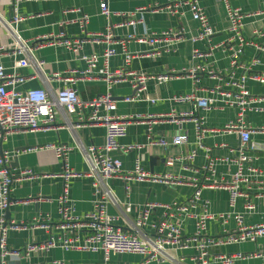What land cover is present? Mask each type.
<instances>
[{
  "label": "built area",
  "instance_id": "1",
  "mask_svg": "<svg viewBox=\"0 0 264 264\" xmlns=\"http://www.w3.org/2000/svg\"><path fill=\"white\" fill-rule=\"evenodd\" d=\"M24 0H12L9 16L0 14V38L6 37L9 42L0 43V264L10 261H28L35 253H47L51 250H60L63 253H85L101 256L100 262L89 264H108L112 256H137L136 264H234L238 261L258 259L264 264V248L252 252H236L234 254L221 253L214 255L213 250L228 246H239L250 243L256 245L264 240V223L246 224L245 213L255 210V200L264 198V173L254 166L257 154L264 150L262 145L251 141L253 128L247 121L248 113L258 114L262 111L259 107L264 102V96L253 97L246 89V83L253 81L264 85V72H253L257 66L256 59L247 65L240 62L243 50L255 46L259 53L264 52V47L256 46L252 39L243 34L244 19L259 17L264 28V10L244 14L242 10L233 7L229 0H221L227 18V36L219 47L224 53L228 51V67L224 70L220 82L208 90V95L197 96L194 92L176 94L168 101L175 105H192V112H182L174 120H188L193 128V142L185 163H193L197 151L203 148V141L209 131L205 127V114L211 110L222 111L233 109L235 116L221 129L223 132H232L239 136V147L230 150L229 156L223 160L229 167H233L229 179L222 188L228 193V208L226 212L211 214L209 203L202 198V185L199 187L194 181L193 190L188 199L183 202L172 201L159 206L163 211L159 218L152 217L154 204L145 203L139 210L131 231H123L114 225V218L107 213L110 204H116L111 184L115 180L122 182L151 180L152 182L168 183L167 177H149L142 166L140 156L133 160L132 169L124 171L121 162L115 154H128L139 151L142 145H122L120 140L126 137L127 127L130 122H142L147 117L111 115L116 110L111 90L117 84L126 83L133 91L127 101L141 99L148 80H155L161 85L173 78L178 73L186 74L192 80L197 75H207L210 79L220 78L221 73L208 66L195 65L180 71H169L159 76L140 74L130 69V62L134 54L128 51V43L136 42L152 47L150 55L161 56L174 51L181 32L167 31L159 34H146L136 37L127 35L124 39L114 41L111 18H119L117 27H135L142 23L140 13L144 10L138 8L127 13H113L107 6L108 0H99V12L106 20L103 33L92 35L99 42L105 44L100 54L83 56L81 54L84 44L83 37L71 38L64 34H49L26 40L18 31V24L22 18L18 15V6ZM29 1V0H25ZM153 12H164L172 16H183L188 13L191 20L196 23V32L189 39L192 43H202L208 46L210 52V39L214 35L208 16L198 0H168L164 6L155 8ZM78 21L81 35L85 36L86 16ZM253 36H262L260 30H253ZM60 47L69 52L73 57L78 56L84 62L85 68L81 71L73 70L70 73L81 80L94 79L95 69L99 66V78L105 87V93L91 100H81L77 91L70 85L54 93L43 89H30L21 91L20 86L26 81L21 70L31 68L35 76H42L43 60L35 57V51L44 47ZM117 55H122L120 68L110 71L109 62ZM203 56L199 50L194 49L191 54L192 62ZM209 56V55H206ZM3 58H9L12 65L6 68L2 64ZM237 70V71H236ZM34 76H31V79ZM143 99V98H142ZM143 101L153 103V100L144 97ZM62 113L65 118H74L78 125L102 126L104 141L101 145H90L79 148L81 157L86 166L83 176L91 179L92 210L84 215H76L68 197L69 182L79 178L80 173L72 171L66 161L71 149L65 145H50L57 159L63 161L62 193L57 199L56 213L58 220L50 223L47 216L33 218L32 225L49 233V238L44 243H26L21 250L11 249L7 245L9 231L17 230L23 226L8 221L5 213L10 205L11 187L14 180H28L34 178L29 170H22L17 175L9 169L12 152L2 149V143L14 132L33 133L40 130L55 128L56 117ZM173 120V119H172ZM70 126V123H66ZM57 129V128H56ZM219 130H216V132ZM186 140L182 136L172 139L152 140L147 138L146 146H159L162 148L183 146ZM206 164L203 170L209 175L215 174L216 162L208 153L205 155ZM174 160L167 162L168 166ZM264 164V157L262 158ZM243 200V212L236 211L238 200ZM130 205L125 204V213L130 212ZM186 222H192L189 232L184 230ZM219 224L217 236L211 235L208 223ZM49 264H68L62 260H53Z\"/></svg>",
  "mask_w": 264,
  "mask_h": 264
},
{
  "label": "crops",
  "instance_id": "2",
  "mask_svg": "<svg viewBox=\"0 0 264 264\" xmlns=\"http://www.w3.org/2000/svg\"><path fill=\"white\" fill-rule=\"evenodd\" d=\"M11 1L0 0L2 17L9 16ZM167 1H107V6L113 13H127L138 8L144 9L140 13L142 23L135 27H117V24L120 23L119 18H111V23L116 26L113 29L114 41L124 39L131 34L142 37L144 33L181 32L174 51L161 56H151L152 47L148 45L129 42L128 51L134 54L130 62V69L136 73L156 77L172 70H188L192 66L202 65L208 66L215 71V74L221 73V75L220 78L216 76V78L210 79L207 75L202 74L197 75L196 80H192L185 73H178L176 78L161 85H158L155 80H148L145 91L141 94V99L135 101H127L133 93L128 84L113 86L111 95L116 102V110L111 115L118 118L122 116L147 117L142 122H130L126 137L120 140L122 145L137 144L143 146L139 151H132L124 155L115 154V157L122 164V169L124 171L131 170L134 158L140 156L142 166L149 177H167L168 179L166 184L154 183L151 180L142 182L115 180L112 182L111 190L115 196L116 204L108 205L107 213L114 218L116 227L127 232L131 231L137 214L145 203L156 206L152 211V217L154 219L159 218L163 211L159 206L169 204L172 201L183 202L187 200L193 190L194 181H197L199 187L202 185L201 195L209 203L211 214L229 210L228 193L222 188V185L228 181L233 167L227 166L223 160L229 156L230 150H236L239 147V136L232 132H223L221 129L229 120L233 119L235 111L227 108L222 111L211 110L202 114L205 127L209 131L203 141V148L197 151L193 163L187 164L183 158L188 155L193 142L192 124L188 120H174L171 112H173L174 117H179L182 112H192L193 107L189 104L175 105L168 101L176 94L189 92H194L201 97L206 96L208 90L220 82L224 70L228 67L227 58L229 54L228 51L222 53L219 47L227 36L228 23L224 6L221 0H198L205 10L214 32L210 39L212 50L208 52L209 48L205 44L192 43L189 40L195 34L197 26L188 13H184L180 17L164 12H153L155 8L164 6ZM229 1L231 6L239 8L244 14L264 10V0ZM98 4L99 0H24L18 6V15L22 18L18 24V31L26 40H34V38L49 34H64L71 38L83 37L84 44L81 54L83 56L100 54L105 44L92 38L94 34L103 33L106 27V20L100 15ZM82 16L87 17L84 27L86 37L81 35V28L77 21ZM253 30H260L263 35L253 36ZM243 34L248 39H252L256 46L264 47V28L259 17L244 19ZM8 42L9 39L6 37L0 38V43L6 45ZM194 49L203 53V56L192 62L191 54ZM35 57L45 62L42 68V76H35L31 68L22 69L20 72L27 79L21 84V91L43 89L48 93H54L71 85L81 100H91L105 93V87L99 78V66L94 71V79L81 80L70 72L83 70L85 68L84 62L78 56L73 57L63 48L44 47L35 51ZM253 59L258 61L253 72H264V52H257L255 46L246 47L240 62L247 65ZM122 60V55L112 58L109 62L110 71L120 68ZM2 64L9 68L12 61L9 58H3ZM31 76L34 77L31 79ZM246 89L249 95L253 97L264 96V85L262 84L248 81ZM144 97L154 102L143 101ZM259 107L262 109L260 113H248L246 118L253 128L251 141L264 147V102H261ZM66 123H70V126ZM55 125L53 129L33 133L14 132L1 145L3 150L13 153L9 163V169L13 174L17 175L22 170H29L34 175V178L14 180L12 183L10 205L6 211L8 218L6 219L23 227L9 231L7 245L11 249L21 250L26 243H44L48 240V232L32 225L33 218L47 216L52 224L58 220L57 199L63 189V179L60 178V174L63 172L64 163L56 158L54 150L48 148L50 145L61 144L69 147L71 151L66 158L67 164L72 171L81 174L79 178L71 179L69 182L68 197L75 214L81 216L92 210L91 179L83 176L86 172V166L79 148L101 145L104 141V129L102 126L78 125L74 118H65L62 113L57 115ZM216 130L219 131L216 132ZM175 136H182L186 143L183 146L167 148L146 146L148 137L158 141L159 139L169 140ZM208 151L210 157L216 162V171L213 176H209L203 170V166L206 164L205 155ZM256 156L254 166L264 173V164L262 163L264 150ZM169 160H174L171 166L167 165ZM151 162L153 164L152 171H150ZM125 204H129L131 207L129 213L124 211ZM254 204L255 210L252 213L244 212L246 224L264 223V198L255 200ZM242 207L243 200L240 199L237 201L235 209L243 212ZM191 229L192 222H186L184 230L189 232ZM208 230L211 235L217 236L220 230L219 224L209 222ZM263 248L264 240H260L256 245L245 243L239 246H228L213 250L212 253L214 255L247 253ZM119 257L113 256L108 264H119L114 262ZM53 260H62L68 264H89L100 262L101 256L51 250L44 254L35 253L29 261L34 264H49ZM18 263L28 264V261ZM186 263L189 264L188 261ZM260 263L261 260L253 259L238 261L234 264Z\"/></svg>",
  "mask_w": 264,
  "mask_h": 264
},
{
  "label": "rangeland",
  "instance_id": "3",
  "mask_svg": "<svg viewBox=\"0 0 264 264\" xmlns=\"http://www.w3.org/2000/svg\"><path fill=\"white\" fill-rule=\"evenodd\" d=\"M125 257H131V258H125ZM119 258L116 261L114 260V262L119 263V264H131V263L134 264L136 262H139V258L137 256H125L124 255V256H120ZM8 264H19V263L17 261H10Z\"/></svg>",
  "mask_w": 264,
  "mask_h": 264
},
{
  "label": "water",
  "instance_id": "4",
  "mask_svg": "<svg viewBox=\"0 0 264 264\" xmlns=\"http://www.w3.org/2000/svg\"><path fill=\"white\" fill-rule=\"evenodd\" d=\"M152 168H153V164H152V162H151V164H150V171H152ZM6 218H8L7 213H6Z\"/></svg>",
  "mask_w": 264,
  "mask_h": 264
}]
</instances>
